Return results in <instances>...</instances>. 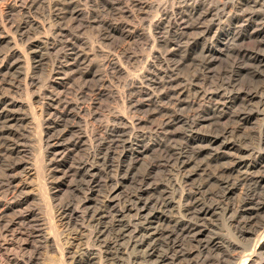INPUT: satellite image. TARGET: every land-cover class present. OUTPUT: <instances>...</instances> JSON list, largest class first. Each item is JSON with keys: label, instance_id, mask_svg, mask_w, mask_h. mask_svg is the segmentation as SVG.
<instances>
[{"label": "rangeland", "instance_id": "1", "mask_svg": "<svg viewBox=\"0 0 264 264\" xmlns=\"http://www.w3.org/2000/svg\"><path fill=\"white\" fill-rule=\"evenodd\" d=\"M228 1L0 0V14L2 12L7 22L4 27L0 19V65L3 64L0 66V113L7 112L0 114V264H98L88 254L99 248V241L94 238L100 231H105L104 235H100L101 242L105 239L114 247L110 260L104 264H126L120 256L127 252L128 239L135 235V229L144 226L146 217L154 210L159 215L164 212L170 220L173 218L171 224L161 223L165 234L151 241L157 250L156 257L167 255L177 264H213L217 261L243 264L244 256L254 248L256 234L261 236L264 233V143L261 142L264 137V31L258 34L260 21L253 19L258 11L230 9L226 5ZM225 5L227 9H223ZM73 11L83 14L75 18L71 15ZM221 13L231 18L243 15V19L230 30L205 35L204 29ZM226 17L221 20L224 26L228 25ZM251 20L255 22L249 23ZM234 34L242 40L232 42ZM14 39H17V44H14ZM16 49V54L31 53L32 65L24 63V58L15 62L14 66L12 62H2L6 54L9 56ZM246 94L252 95L253 99ZM31 107L34 112H45L43 115L46 118L50 116L51 135L61 137L63 147L79 134L80 125H84L86 120L90 121L87 125L89 130L95 131L93 125L101 127L107 124L108 117L118 114L136 128L131 148L124 147L128 138L126 132L116 138L103 133L94 143L93 150H87L84 144L77 151L66 147V157L63 160L60 158L58 170L61 173L55 178L60 185L57 203H70L75 208L78 205V197L84 195L86 184L81 179H75L74 175L78 162L89 152L95 160H91L90 164L94 163L100 178L94 199L98 203L103 199L111 186L106 185L107 176L99 159L100 142L109 144V141H116L119 148L110 157L109 165L115 167L120 156H127L122 177H126L129 168L131 170L127 182L123 180L122 183L123 198L121 195L116 204L120 210L133 209V213L125 214L126 218L120 222L110 207L99 203L95 209L99 208L98 212L104 216L107 213L104 223L90 220L91 215L71 222L68 215L65 216L66 225L60 241L61 249H65L63 254L47 246L41 238L40 231L48 234L49 227L38 195L37 201L31 200L6 213L2 211L6 208L5 204H23L28 196L26 191L23 194L15 190L20 185V171L14 170L15 165L22 160V163H28L27 168L36 170L33 166L37 145L34 140L36 124ZM20 117L25 125L17 122ZM246 118H250L249 122H245ZM168 121L171 123L167 124ZM21 125L28 129H23ZM120 127L126 131V125L121 124ZM217 135L219 140L211 142ZM225 144L226 148L223 147ZM137 153L143 155L138 157ZM179 156L190 162L184 175L191 176L192 180L182 184L181 189L192 196V207L189 212L178 214L171 209L160 210L155 205L161 191L155 188L160 185L172 190L170 181L175 180L173 178L179 171L174 157L177 159ZM130 157L136 159L135 162L131 163ZM239 160L257 165L248 169L247 164H240ZM64 171L66 179L61 180ZM81 184L82 187H78ZM172 191L171 195L176 197ZM139 192L145 193L141 202L149 203V208L143 211L140 218L136 214L140 213L142 204L135 199L139 197L136 195ZM202 208L210 209V213L199 215ZM30 212H35L38 218L28 219ZM179 220H184L190 228L185 232L178 230L174 222ZM122 224L123 227L131 225V233L124 241L117 237ZM142 234L147 236L145 232ZM210 239L217 242L213 245ZM260 240L264 246V239ZM146 247L138 249L139 252L146 251ZM256 254L254 264H264V247L257 249Z\"/></svg>", "mask_w": 264, "mask_h": 264}, {"label": "bare ground", "instance_id": "2", "mask_svg": "<svg viewBox=\"0 0 264 264\" xmlns=\"http://www.w3.org/2000/svg\"><path fill=\"white\" fill-rule=\"evenodd\" d=\"M15 1V0H14ZM29 1V0H28ZM79 1V0H78ZM18 2V1H17ZM16 2V3H17ZM35 2V1H34ZM223 2V1H222ZM226 2V1H225ZM29 3V2H28ZM224 3V2H223ZM33 4V3H31ZM225 4V3H224ZM228 4V8L230 9H236V8H240V9H251L252 11L255 10L258 11L257 12V15L255 18L256 21L259 20L260 21V28H259V33L263 32L264 31V0H229L228 3H226V5ZM9 5V4H8ZM27 5V4H26ZM225 5V8L223 7V9H227V6ZM77 6V5H76ZM24 7V6H23ZM29 7L32 8V6L29 5ZM34 7V6H33ZM78 7V6H77ZM76 7V8H77ZM51 8V7H50ZM29 9V8H28ZM222 9V10H223ZM229 10V9H228ZM237 10V9H236ZM251 10H248V11H251ZM246 11V10H245ZM52 12V11H51ZM75 12H78V11H75ZM74 11L72 12L71 15H73L75 18L77 17H81V13H75ZM158 12V11H156ZM220 12V11H219ZM233 12V11H232ZM247 12V11H246ZM86 13V12H85ZM252 13V12H250ZM254 13V11H253ZM205 14V13H204ZM207 14V13H206ZM244 14V13H242ZM246 14V13H245ZM244 14V15H245ZM0 19L1 22L4 24L2 26H6V23H5V19H4V15H2V12L0 14ZM232 15V14H231ZM240 15V14H239ZM247 15V14H246ZM250 15V14H249ZM157 16V15H156ZM160 16V15H159ZM175 16V15H174ZM202 16V15H201ZM212 17V15H209ZM237 16V15H236ZM235 16V17H236ZM241 16V15H240ZM255 16V15H253ZM72 17V16H71ZM205 17V16H204ZM226 16L224 13H221V14H217L216 17L212 20V23L209 25L208 24V27H206V30L204 29L205 31V35H210L211 33H213L214 31H218L219 30H224V29H232V27L234 25H236L237 23H239V21L241 19H243V15L242 17H237V18H231L230 16L227 15V20L228 21V25L224 26L222 25L224 22H222L221 20L224 19ZM74 18V19H75ZM247 18V17H246ZM251 18V17H250ZM72 19V18H71ZM245 19V18H244ZM157 21V20H156ZM211 21V20H210ZM247 21V20H246ZM181 22V21H180ZM255 21H250L249 23H253ZM31 23V22H30ZM226 23V22H225ZM41 25H44L41 23ZM40 25V26H41ZM1 26V25H0ZM8 26V24H7ZM15 26V25H14ZM39 26V25H38ZM154 26V25H153ZM23 27V26H22ZM26 27V26H25ZM45 27V26H43ZM42 27V28H43ZM81 27V26H80ZM1 28V27H0ZM3 28V27H2ZM24 28V27H23ZM201 28V27H200ZM44 29V28H43ZM3 30V29H1ZM9 29H7L8 31ZM17 30V29H16ZM42 30V29H41ZM45 30V29H44ZM51 30V29H50ZM54 30V29H53ZM57 30V29H56ZM152 30V29H151ZM150 30V31H151ZM46 31V30H45ZM61 31V30H60ZM5 32V31H4ZM50 32V31H49ZM256 32V31H255ZM8 35L10 36V33L7 32ZM6 33V35H7ZM55 33V32H54ZM63 32H61L62 34ZM216 33V32H215ZM18 34V33H17ZM48 34V33H46ZM58 34V33H57ZM56 34V35H57ZM153 34V33H152ZM24 35V34H23ZM59 35V34H58ZM47 36V35H46ZM155 36V35H154ZM11 37V36H10ZM43 37V36H42ZM50 37V36H49ZM14 38V36L12 37ZM48 39V36L47 38ZM152 39V38H151ZM156 39V38H155ZM16 41H14L15 43L14 44H17V39H14ZM54 40V39H53ZM241 37L237 36V35H232V42L234 43H237L239 41H241ZM44 42V40H42ZM40 41V42H42ZM49 41V40H48ZM46 41L48 44H50V42ZM156 40H154L155 42ZM42 42V43H43ZM54 42V41H53ZM51 42V43H53ZM45 43V42H44ZM43 43V44H44ZM55 43V42H54ZM53 43V45H54ZM41 44V43H40ZM47 44V46H48ZM241 44V43H240ZM23 45V44H22ZM42 45V44H41ZM52 45V44H51ZM56 45V43H55ZM54 45V46H55ZM231 45V44H230ZM18 46V45H17ZM21 48V47H20ZM25 48V47H24ZM34 48V47H33ZM46 48V47H45ZM50 48V47H47V49ZM54 48V47H52ZM56 48V47H55ZM207 48V47H206ZM46 49V50H47ZM14 50V49H13ZM18 49H16V51L12 52L11 54H9V56H7L6 54V57H4L1 61L4 63H10L12 62L11 64H13L14 66V63L15 62H18L20 61V59H23L24 63H26L27 65L31 64L32 61L30 62L31 60V53H29V55H27L25 53L22 54L19 52V54H16V52ZM25 50V49H23ZM31 50V49H30ZM241 50V49H240ZM22 52V50H20ZM32 51V50H31ZM24 52V51H23ZM27 52V51H25ZM92 52V51H91ZM10 53V52H9ZM147 55V54H146ZM34 58V57H33ZM36 58V57H35ZM108 60V59H107ZM22 61V60H21ZM152 61V60H151ZM1 63V62H0ZM17 64V63H16ZM26 65V66H27ZM32 65V64H31ZM1 66V65H0ZM3 66V64H2ZM1 66V67H2ZM6 66V65H4ZM11 67V66H10ZM8 69V68H7ZM30 70V68L27 67V70ZM28 70V72H29ZM28 74V73H27ZM25 75V74H24ZM29 75V74H28ZM236 76V75H235ZM31 77V76H30ZM26 80H27V77H26ZM236 80V79H235ZM28 81V80H27ZM25 81V82H27ZM141 82V81H140ZM20 83V82H19ZM232 83V81H231ZM230 84V83H229ZM235 84V83H234ZM23 85V84H22ZM27 85V84H25ZM21 86V85H20ZM228 86V85H227ZM232 86V85H231ZM28 87V86H27ZM233 87V86H232ZM30 89V88H29ZM28 93V92H27ZM251 94V93H250ZM28 95V94H27ZM241 95V94H240ZM247 95V94H246ZM256 96V94L254 95ZM239 97V96H238ZM246 97V96H245ZM247 97H249V99H253L252 95H247ZM29 98V97H28ZM27 100V99H26ZM8 101V100H7ZM4 102V101H3ZM234 102V101H233ZM2 103V102H1ZM261 103V102H260ZM12 104L14 105V102H12ZM5 106L6 103H4ZM10 105V104H9ZM32 105V104H31ZM2 106V105H0ZM243 106V105H242ZM32 111V119L33 121L35 122L36 124V129H35V142L37 143L36 145V156L34 158V165L35 168L33 171V169H30V168H27L28 166V163H25L23 162L22 163V160L20 161V163L17 165H15L14 167V170H19L20 171V185H18L15 190L16 191H20V192H23L26 191V194L28 192V196L26 197V200L25 202L22 204L21 203H17V204H13V203H10V204H5L6 205V208H4L3 213L6 211L9 212L17 207H22L23 205L27 204L29 201L31 200H36V198L40 197L39 199L41 200L40 203L43 204V208H44V211H45V214H46V219H47V227H49V229H47V232H49L48 234L47 233H44L42 231H40L42 234V239H43V242L49 246V247H52V248H55L57 251L61 252L63 254V250L65 249H61L62 247L60 246V241H61V235L62 232H63V228H65V220H64V217L67 216V218L69 217L68 221L71 222V220H74V219H77L80 218V217H83L84 218H87V215H91L90 216V220H98L99 222L101 223H104V220L106 219L104 215L100 214L98 211H99V208L95 209L97 204L101 206H108L111 208L112 210V214L115 216V218L123 221V218H126L125 217V214H132L133 213V209L131 208H126L125 210H120L118 209V205L116 204V202L118 203V200L121 199L119 198L121 195H122V183H123V180L126 181L127 178H129L131 176V170L129 168V171L128 173L125 175L126 177L123 178L121 173L124 171V166L123 164L125 163V158L127 157H122L120 156V158L118 159V164L114 167H112V165H109V160L110 157L113 156L114 154V151H116L118 148H119V145L118 143L115 142H111L109 141V144H103V142L101 141L100 142V148H99V153H100V160L101 162L103 163L104 165V172L106 174V185H109L111 186L109 191H106V194L104 195L103 199L99 200V203L96 202L94 199V195L96 193V190H97V187L100 186L99 183H100V178L98 179L99 177V172H97V168H95V166L93 167V164H90L91 160H94V158L92 159V155L90 152L89 154H85V157L83 156V160L81 158V160L79 159V161H81L80 163L78 162V168L76 169L75 171V179H81L85 182V193L84 195L82 194L79 198V202H78V205L75 207H73L72 205H70V203H62V202H58L57 203V189L60 187V185L58 184V181L57 183L55 182L56 179H57V175L59 173H61V171H59L58 169L60 168V158L63 160L66 155H67V146H68V149H74L76 150L77 148H79L82 144H84L83 146H87V150H91L92 148H94V143L98 141L99 138H101L103 136V133H105L106 135H109V137L111 138H116L118 135L121 136L122 133H127L128 134V138L125 139L127 141H125V144H124V147H132L133 145V141H134V137H136V132H135V129L134 128V124H131V123H126V121L124 120V118L120 115H114V116H110L108 117V120H107V124L101 126V127H95V125H93V127L95 129V131H90L89 128H88V124H90V121H84V125H80V128H79V134L75 137H73V140L70 141L69 144L65 145L64 144L62 145V140H61V137H56L55 136H52L53 134L51 133L52 132V128L49 127V117L46 118L44 117V113L45 112H34L35 110H32V107H31V110ZM1 113H7V112H1ZM0 113V114H1ZM10 113V112H9ZM14 113V112H13ZM29 113V112H28ZM30 113V114H31ZM80 113V112H79ZM12 114V113H11ZM124 114V113H123ZM239 114V113H238ZM13 115V114H12ZM47 115V114H45ZM233 115V114H232ZM245 115V114H244ZM253 115V114H251ZM2 116V115H1ZM247 117H249V115H246ZM245 116V117H246ZM10 117V116H9ZM30 117V116H29ZM99 117V116H98ZM238 117V116H237ZM14 118V117H13ZM26 118V117H25ZM28 118V116H27ZM242 118V117H241ZM29 119V118H28ZM27 119V120H28ZM97 119V118H96ZM171 119V118H170ZM169 119V120H170ZM244 119V118H243ZM242 119V120H243ZM241 120V121H242ZM246 121L245 122H249L250 118H246L245 119ZM32 121V122H33ZM102 121V120H101ZM130 121V120H129ZM171 121V120H170ZM173 121V120H172ZM171 121V122H172ZM232 121V120H231ZM262 121V120H261ZM17 122H20L21 124L24 123V119L23 118H18L17 119ZM16 122V124H17ZM105 122V121H104ZM128 122V121H127ZM132 122V121H131ZM136 122V121H135ZM133 122V123H135ZM171 122H167V124H170ZM256 122V121H255ZM19 123V124H20ZM94 123V122H93ZM240 123H243V122H240ZM34 124V125H35ZM83 124V123H81ZM123 124V125H126V131H124L123 129H121L120 125ZM138 124V123H137ZM173 124V123H172ZM171 124V125H172ZM244 124V123H243ZM25 125V123L23 124ZM28 125V124H27ZM197 125V124H196ZM242 125V124H241ZM22 126V125H21ZM79 126V125H78ZM97 126V125H96ZM243 126V125H242ZM24 127L23 129H28L27 126H22ZM167 127V126H166ZM239 127V126H238ZM264 127V126H263ZM231 131H234L231 130ZM230 131V132H231ZM227 132V130H226ZM33 133V132H32ZM225 133V132H224ZM228 133V132H227ZM52 134V135H51ZM101 134V135H100ZM234 134V133H233ZM260 134V133H259ZM66 135V134H65ZM64 135V136H65ZM124 135V134H123ZM221 135V134H220ZM224 135V134H223ZM126 136V134H125ZM229 136V135H228ZM211 137V136H210ZM263 137V136H262ZM105 136L102 138L104 139ZM122 138V137H121ZM124 138V137H123ZM32 139V138H31ZM227 139V138H226ZM115 140V139H114ZM196 140V139H195ZM219 140V136L217 135L216 137L214 136V138L212 140H210L211 142H217ZM113 141V140H111ZM118 142V141H117ZM261 142L264 143V137L261 139ZM209 143V142H208ZM216 144V143H215ZM257 144V143H256ZM255 144V145H256ZM259 144V143H258ZM223 145H224V142H223ZM232 145V144H231ZM264 145V144H263ZM107 146V147H105ZM218 146V145H217ZM262 146V145H261ZM261 146H259L261 148ZM17 147V146H16ZM71 147V148H69ZM223 147H227V145L225 144V146ZM229 147V146H228ZM230 147H233V146H230ZM30 148V147H29ZM167 148V147H166ZM222 148V147H221ZM129 149V148H128ZM146 149V148H145ZM231 149V148H230ZM257 149V148H256ZM69 150V151H70ZM93 150V149H92ZM130 150V149H129ZM133 150V149H132ZM131 150V151H132ZM135 150V149H134ZM133 150V151H134ZM167 150V149H165ZM15 151V150H14ZM77 151V150H76ZM128 151V150H127ZM130 151V152H131ZM132 151V152H133ZM148 151V150H147ZM171 151V150H170ZM168 151V152H170ZM87 152V151H86ZM117 152V151H116ZM115 152V153H116ZM129 152V153H130ZM165 152V151H164ZM167 152V153H168ZM246 152V151H245ZM18 153V151H17ZM73 153V152H72ZM71 153V154H72ZM93 153V151H92ZM98 154V153H97ZM96 154V155H97ZM131 154V153H130ZM83 155V154H82ZM95 155V154H94ZM133 155V154H132ZM136 155V153H135ZM143 153H137V156L140 157L142 156ZM182 155V154H180ZM235 155V154H234ZM253 155V154H252ZM248 156V155H247ZM246 156V157H247ZM261 156V155H260ZM79 157V156H78ZM136 157V156H135ZM238 157V156H237ZM243 157V156H242ZM240 157V158H242ZM249 157V156H248ZM259 157V156H258ZM96 158V156H95ZM131 158V157H130ZM129 158L130 162H135L136 159H131ZM137 158V157H136ZM185 158V157H184ZM182 156H179L177 159L174 157V162H177V164H179L178 168H179V171H178V175L177 177H172L174 181H170L171 185H172V190H174V192L176 194H178V196L175 194L176 197H174L173 195H171V193H173V191L170 189V188H167V187H163V186H156V190H161L160 191V197L158 196L157 200H155V205L160 209H171L172 211H176L178 212H189L191 210V207H192V204H191V199H192V196L186 194L184 192V189H181V186L182 184L184 183H187L189 182L191 179V176L189 175H184V172L185 170L190 166V162H188L187 160H185ZM238 159V158H237ZM236 159V160H237ZM78 160V159H76ZM113 160V159H112ZM95 161V160H94ZM240 161V160H239ZM93 162V161H92ZM91 162V163H92ZM126 162H128L126 160ZM170 162V161H169ZM168 162V163H169ZM256 162V161H255ZM235 163V162H234ZM240 164H247V161L246 160H242L239 162ZM130 164V163H129ZM114 165V164H113ZM136 165V164H135ZM257 164H254V165H251V164H247L248 166V169H250V166L251 168H254L256 167ZM14 166V164H13ZM72 166V164H71ZM133 166V165H132ZM235 166V165H234ZM233 166V167H234ZM32 167V166H31ZM73 167V166H72ZM70 167V168H72ZM127 167V166H125ZM236 167V166H235ZM135 168V167H134ZM243 168V167H242ZM75 169V168H74ZM239 169V168H238ZM9 170V169H8ZM133 170V169H132ZM242 170V169H241ZM11 171V170H10ZM100 171V170H99ZM197 171V170H196ZM69 172V170H68ZM13 173V172H12ZM65 173V174H64ZM64 173L62 174L63 177L61 180H65L66 179V172L64 171ZM135 174V173H134ZM186 174V173H185ZM196 174V173H195ZM244 174V173H243ZM73 175V174H71ZM202 175V174H201ZM258 175V174H257ZM59 177V176H58ZM70 177V175H69ZM122 177V178H121ZM259 177V176H258ZM56 178V179H55ZM132 178V177H131ZM148 178V177H147ZM59 179V178H58ZM73 179V178H72ZM149 179V178H148ZM134 180L130 181V182H133ZM65 182V181H64ZM82 182V181H81ZM127 182V181H126ZM245 182V181H244ZM169 183V184H170ZM62 184V183H61ZM69 184V183H68ZM84 184V183H83ZM64 185V184H63ZM105 185V184H104ZM66 186V185H65ZM70 187V185H68ZM108 186V187H109ZM78 187H82V184L79 185ZM84 187V186H83ZM228 187V186H227ZM77 188V187H76ZM107 188V187H106ZM151 188V187H150ZM149 188V189H150ZM185 188V187H183ZM8 189V188H7ZM146 189V187H145ZM143 189V190H145ZM154 189V190H155ZM228 189V188H227ZM61 190V189H59ZM142 190V189H141ZM142 190V191H143ZM79 191H81L79 189ZM84 191V190H83ZM187 191V190H186ZM141 192V191H140ZM139 192V193H140ZM156 192V191H155ZM190 192V191H189ZM35 194L34 196H30L31 194ZM105 193V192H104ZM149 193V192H148ZM188 193V192H187ZM30 194V195H29ZM79 194V193H78ZM192 194V193H191ZM225 194V193H224ZM15 195V194H14ZM38 195V197L36 196ZM136 195H139V197H135L136 201L138 203H141L142 206L139 208V211L140 213L138 212V214H136L137 217H141L143 211L145 212L146 209H148L149 207L147 206L149 203L146 201L144 203H142V199H143V196L145 195V193H140V194H136ZM147 195V194H146ZM169 195V196H168ZM123 198V195L121 196ZM147 197V196H146ZM224 197V196H223ZM256 197V196H255ZM128 198V197H127ZM38 199V200H39ZM155 199V198H154ZM148 200V199H147ZM37 201V200H36ZM132 201V200H131ZM144 201V199H143ZM149 201V200H148ZM135 202V201H134ZM195 202V201H194ZM1 203V202H0ZM3 203V202H2ZM187 203V204H186ZM250 203V202H249ZM73 204V203H72ZM264 205V203H262ZM1 205V204H0ZM76 205V204H75ZM129 205V204H128ZM199 205V204H198ZM2 206V205H1ZM195 207V205H193ZM100 207V206H99ZM127 207V206H126ZM131 207V206H130ZM139 207V205H138ZM148 207V208H147ZM186 207V208H185ZM203 207V206H202ZM262 207V206H260ZM27 208V207H26ZM107 208V207H106ZM103 209V208H102ZM108 209V208H107ZM141 209V210H140ZM260 209V208H259ZM104 210V209H103ZM102 210V211H103ZM138 210V208H137ZM32 211V210H31ZM106 211V210H104ZM135 211V210H134ZM167 211V210H166ZM169 211V210H168ZM261 211V210H260ZM109 212H111L109 210ZM161 212V211H160ZM102 213V212H101ZM159 212H156L154 210V213L150 214V216L148 215V218L146 217V220H145V223H144V226L143 227H140L138 229H135L134 233L135 235L133 237H130L128 240L127 243H129L128 245H126L127 248H125L127 250V252L125 251L124 254L121 253V261H126L125 263L126 264H177L174 260H170L168 257L166 256H158L156 257L155 256V253L157 250H155V248L152 246L151 244V241L152 240H156L158 237H161L163 236V234H165V230L162 228L165 223H168V224H171L173 221L172 219H168L166 216H164V212L162 215H159L158 214ZM166 213V212H165ZM210 213V209H206V208H202L201 210H199V215H208ZM111 214V213H110ZM177 214V213H176ZM184 214V213H183ZM190 214V213H189ZM29 216L27 217L28 219H31V220H35L34 218H36V213L35 212H30V214H28ZM109 215V214H108ZM107 215V217H108ZM25 216V215H24ZM113 216V217H114ZM127 216V215H126ZM131 216V215H130ZM134 216V215H132ZM135 216V217H136ZM144 216V215H143ZM142 216V217H143ZM178 216V215H177ZM187 216V215H186ZM2 217V216H1ZM98 217V218H97ZM145 217V216H144ZM172 217V216H171ZM27 218H24V219H27ZM38 218V217H37ZM36 218V219H37ZM40 218V217H39ZM133 218V217H132ZM131 218V219H132ZM233 218V217H232ZM3 219V218H1ZM41 219V218H40ZM130 219V220H131ZM134 219V218H133ZM132 219V220H133ZM82 220V219H81ZM125 220V219H124ZM129 220V218H128ZM131 220V221H132ZM176 220V218L174 219ZM67 221V223H68ZM88 221V220H87ZM113 221V220H112ZM116 221V220H115ZM180 221V220H179ZM176 221L174 222V226L176 228H179L178 230H180L181 232H185L187 231V228H190L189 224H187L186 222L183 221ZM235 221V220H234ZM42 222V221H41ZM86 222V221H85ZM91 222V221H90ZM109 222V220H108ZM10 222H8L9 224ZM12 223V222H11ZM23 223V222H22ZM97 223V222H96ZM119 223V222H118ZM117 223V224H118ZM132 223H135L134 221ZM258 223V222H257ZM46 224V223H44ZM99 224V223H98ZM111 224V223H110ZM116 224V225H117ZM252 224V223H251ZM256 224V223H255ZM260 225L262 223H259ZM1 225V224H0ZM11 227L13 224H10ZM91 225V224H90ZM138 225V224H137ZM172 225V226H173ZM250 225V224H249ZM253 225V224H252ZM14 226V225H13ZM104 226V225H103ZM107 226V225H106ZM112 226V225H111ZM115 226V225H114ZM136 226V225H135ZM134 226V227H135ZM142 226V225H141ZM167 226V225H166ZM258 226V225H256ZM263 226V225H262ZM8 227V225L6 226ZM10 227V228H11ZM44 227H46V225H44ZM43 227V228H44ZM117 227V226H116ZM247 227V226H246ZM254 227V226H253ZM253 227L251 229H253ZM42 228V227H41ZM101 228V227H100ZM122 228V229H121ZM121 231L118 232V239L120 240H125L127 238V236L129 235L128 233L131 231V225H124L123 227V224H122V227H121ZM165 228V227H164ZM192 228V227H191ZM243 228V227H242ZM257 228V227H256ZM259 228V226H258ZM261 228V226H260ZM7 229V228H6ZM9 229V228H8ZM99 229V228H98ZM247 229V228H246ZM250 229V228H249ZM41 230V229H40ZM49 230V231H48ZM100 230V229H99ZM106 230V229H105ZM112 230V229H111ZM133 230V229H132ZM191 230V229H189ZM188 230V232H189ZM243 230V229H242ZM245 230V229H244ZM260 230V229H259ZM7 231V230H6ZM46 231V230H45ZM103 231V230H102ZM108 231V230H107ZM193 231V230H192ZM202 231V230H201ZM105 232V231H103ZM103 232L100 231V233L95 236L94 240L97 242L99 241V248L98 249H93V251H90L91 253L88 254V256L90 255V257H92L91 259L92 260H96L98 264H104V262L106 261V263L110 260L109 259V256L111 255V253L113 252V243L110 244L109 242H107L105 239H104V242L102 243L101 242V239H100V235H104ZM145 232L147 234V236L145 237L142 233ZM199 232V231H198ZM240 232V231H239ZM247 232V231H246ZM250 232V231H248ZM259 232V231H258ZM131 233V232H130ZM133 233V232H132ZM168 233V232H167ZM256 233V230L255 232L253 233V235ZM199 234V233H198ZM133 235V234H132ZM141 235L144 236V238H140ZM203 235V234H202ZM52 236V237H51ZM247 236V235H246ZM63 238V237H62ZM169 238V237H168ZM249 238V237H247ZM117 239V240H118ZM136 239V240H135ZM141 239V240H140ZM199 239V238H198ZM243 239V238H242ZM250 239H252L250 237ZM249 239V240H250ZM259 239H264V233L263 235L261 236H258L256 234V241H254V248L253 250L251 251V253H249L246 257L244 256V262L243 264H254L255 261H254V257L257 255V249H262L264 246L261 245L262 241ZM211 240V239H210ZM248 240V239H247ZM89 241V240H88ZM212 241V240H211ZM253 241V240H251ZM215 242H217V240H214L212 241L213 245L215 244ZM256 242V243H255ZM117 243V241H116ZM126 243V242H125ZM211 243V242H210ZM209 243V244H210ZM211 243V244H212ZM62 244V243H61ZM89 244V243H88ZM218 244V243H217ZM241 244V243H240ZM264 244V243H263ZM118 245V244H117ZM125 245V244H124ZM147 246V250L144 251L143 249V253L142 252H139L138 249H140L141 247H144V246ZM206 245V244H205ZM208 245V244H207ZM233 245V244H232ZM211 246V245H210ZM209 246V247H210ZM208 247V246H207ZM208 247V248H209ZM229 247V246H228ZM48 248V247H47ZM97 248V247H96ZM234 248V247H233ZM119 249V248H118ZM124 249V250H125ZM131 249V251L129 252L128 250ZM230 249V248H229ZM235 249V248H234ZM237 249V248H236ZM117 250V249H116ZM123 250V249H122ZM141 251V250H140ZM222 251V250H221ZM232 251V250H231ZM260 251V250H259ZM88 252V251H87ZM116 253L118 251H115ZM122 252V251H121ZM176 252V251H175ZM219 252V250H218ZM225 252V251H224ZM229 252V251H227ZM110 253V254H109ZM120 253V252H119ZM160 253V252H159ZM230 253V252H229ZM236 253V252H235ZM163 254V253H162ZM173 254V253H172ZM231 254V253H230ZM234 254V253H233ZM232 254V256H233ZM157 255V254H156ZM169 255V254H168ZM171 255V254H170ZM177 255V254H176ZM183 255V253H182ZM223 255V254H222ZM227 255V254H224V256ZM242 255V253H241ZM260 255V254H259ZM263 255V254H262ZM82 256V255H81ZM115 256V255H114ZM173 256V255H172ZM220 256V255H219ZM261 256V255H260ZM170 257V256H169ZM175 257V256H174ZM259 257V256H258ZM116 258V257H115ZM171 258V257H170ZM173 258V257H172ZM177 258V257H176ZM232 258V257H231ZM109 259V260H108ZM222 259V258H220ZM224 259V258H223ZM226 259V258H225ZM234 259V258H232ZM237 259V258H236ZM241 259V258H240ZM261 259V257H260ZM32 260V259H31ZM63 260V259H62ZM114 260V259H113ZM117 260V259H116ZM215 260V259H214ZM227 260V259H226ZM225 260V261H226ZM239 260V259H238ZM23 261V260H22ZM64 261V260H63ZM62 261V262H63ZM119 261V260H118ZM263 261V260H262ZM19 262V261H18ZM113 262V261H112ZM211 262V261H210ZM242 262V261H241ZM121 263V262H120ZM118 262V264H120ZM202 263V262H201ZM229 263V262H227ZM226 263V264H227ZM235 263V262H234ZM261 263V262H260ZM18 264H21V263H18ZM29 264V263H28ZM65 264V262H64ZM112 264V263H111ZM115 264V263H114ZM124 264V262H123ZM180 264V262H179ZM213 264H225V262L223 261H217V262H213ZM233 264V263H232ZM236 264V263H235Z\"/></svg>", "mask_w": 264, "mask_h": 264}]
</instances>
